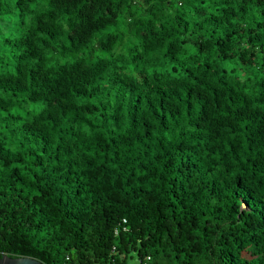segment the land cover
Listing matches in <instances>:
<instances>
[{"label":"trees","instance_id":"obj_1","mask_svg":"<svg viewBox=\"0 0 264 264\" xmlns=\"http://www.w3.org/2000/svg\"><path fill=\"white\" fill-rule=\"evenodd\" d=\"M1 255L264 264V0H0Z\"/></svg>","mask_w":264,"mask_h":264},{"label":"water","instance_id":"obj_2","mask_svg":"<svg viewBox=\"0 0 264 264\" xmlns=\"http://www.w3.org/2000/svg\"><path fill=\"white\" fill-rule=\"evenodd\" d=\"M0 264H42V263L28 257L10 258L6 255H1Z\"/></svg>","mask_w":264,"mask_h":264},{"label":"built area","instance_id":"obj_3","mask_svg":"<svg viewBox=\"0 0 264 264\" xmlns=\"http://www.w3.org/2000/svg\"><path fill=\"white\" fill-rule=\"evenodd\" d=\"M123 222L125 223V220H123ZM149 261V257H147L144 261H140L138 262V264H147V262Z\"/></svg>","mask_w":264,"mask_h":264}]
</instances>
